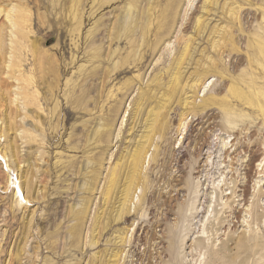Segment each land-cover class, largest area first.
Instances as JSON below:
<instances>
[{
    "label": "rangeland",
    "instance_id": "1",
    "mask_svg": "<svg viewBox=\"0 0 264 264\" xmlns=\"http://www.w3.org/2000/svg\"><path fill=\"white\" fill-rule=\"evenodd\" d=\"M92 1L0 14V264H264V0Z\"/></svg>",
    "mask_w": 264,
    "mask_h": 264
},
{
    "label": "bare ground",
    "instance_id": "2",
    "mask_svg": "<svg viewBox=\"0 0 264 264\" xmlns=\"http://www.w3.org/2000/svg\"><path fill=\"white\" fill-rule=\"evenodd\" d=\"M25 1H26V5H27L28 0H25ZM31 1L32 0H30V2ZM54 1L55 0H52V2H54ZM112 1H116V0H93L92 1V9L93 8L100 9V8L108 5ZM143 1H147V0H143ZM0 2H1V0H0ZM61 2H63V6L64 7L66 6V9H68V12L70 13L69 21L67 23H70V25H75L74 28L70 31V33L72 34L74 31H77L80 28V25H81L80 20L82 18V10L84 7V0H61ZM147 4H148V2H147ZM23 5H24L23 0H18L17 4L12 5L11 8H9L8 10H6V9L2 10L0 7V14L4 13L5 18L9 22V26H10V34H9L10 43H9V46H10V53H11L10 57L13 59L16 56V54L19 52L21 45H24V43H22V42H23L24 37H25V33H24L25 26H26V23L30 17L26 13V9ZM52 7H55V3H52ZM136 8H137L136 6L129 4V5H127L126 9H124V13L120 17L116 18L115 23L113 25V29H112V32H113L112 35L113 36L111 35L110 41L121 40V38L124 40H127V39L130 40V38L134 35V31H135L134 29L135 28H131V24L133 23V20H134V11ZM141 19L143 20V22L147 21L146 10H144V9L142 10V18ZM71 34H69V35H71ZM93 34L94 33L91 32L90 36ZM259 38H261V37H259ZM90 41L94 42V40L92 38L90 39ZM262 41H264V39ZM260 44H261V42H260ZM32 48H35L34 45H32ZM59 48L60 49L63 48V46H61L60 43H59ZM63 58L65 59L64 54H62L61 59H63ZM178 65H180V63ZM13 66H15V64L13 62H11L8 65V68H13ZM22 94L23 93L18 92L15 95L18 97V96H21ZM22 99L25 101L23 104L26 105L27 104L26 96H24ZM191 105H192V109H196V106L194 105V103H191ZM141 153L142 152H140L138 150V152H136L133 155V157H134L133 163L139 164L142 162V160H143L142 156H144V155L142 154V156H141Z\"/></svg>",
    "mask_w": 264,
    "mask_h": 264
}]
</instances>
